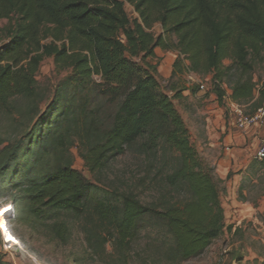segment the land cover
Here are the masks:
<instances>
[{
	"label": "trees",
	"instance_id": "16d2710c",
	"mask_svg": "<svg viewBox=\"0 0 264 264\" xmlns=\"http://www.w3.org/2000/svg\"><path fill=\"white\" fill-rule=\"evenodd\" d=\"M2 21L0 110L13 114L17 99L31 104L23 114L29 126L12 140L0 135V198H10L19 222L34 228L52 216L79 219L97 254L112 243L121 253L130 249L154 219L171 237L164 255L173 264L199 258L232 233L221 203L226 181L191 142L174 102L199 90L186 87V77L212 75L223 105L224 79L237 72L232 102L253 111L263 103L253 73L264 51V0H0ZM156 49L177 52L172 95L160 91ZM48 58L69 75L40 112L36 78ZM74 145L92 175L132 149L153 157L152 168L185 202L158 210L134 193L92 198L94 186L73 168ZM260 164L241 174L251 178ZM48 233L66 245L69 224L56 220Z\"/></svg>",
	"mask_w": 264,
	"mask_h": 264
},
{
	"label": "rangeland",
	"instance_id": "374dc122",
	"mask_svg": "<svg viewBox=\"0 0 264 264\" xmlns=\"http://www.w3.org/2000/svg\"><path fill=\"white\" fill-rule=\"evenodd\" d=\"M126 11L130 17H136L131 6L126 5ZM6 24V21H2L0 26L3 27ZM153 32L156 35L161 34V27L156 25ZM6 42L7 37L2 33L0 49ZM155 53L157 58L153 65L158 63L157 79L160 91L168 93L167 86L173 63L177 59V52L156 49ZM134 61L141 64L139 59ZM223 64L227 68L232 62L225 60ZM68 75L67 72L56 68L52 58L44 60L36 78L37 103L40 112L47 109L54 98L56 89ZM237 77L238 73L232 72L224 79L223 88L226 100ZM253 77L257 83L255 92L257 98L260 91H264V51L261 59L255 63ZM175 81L178 79L176 78ZM184 83L186 87H195L199 90L196 96L187 93L183 100L174 103L189 129L191 142L203 154L202 143L197 139L193 116L197 111L196 108L216 104L218 101L213 92L212 75H193L192 78L188 76L184 79ZM15 102L17 110L13 114L0 110V135L8 140H12L21 132L22 124L25 128L31 122L23 119V114L31 104L22 99H17ZM201 102L203 104H199ZM252 108L244 110L250 113L253 111ZM230 118H234L233 114ZM260 145L254 147L251 152V161L261 163L258 171L256 170L257 174L248 178L240 172L241 177L238 178L236 186L230 185V181H226L223 186L221 203L225 212V225L234 227L232 233L225 232V235L215 241L199 258L174 264H264V162L254 158ZM68 152L73 168L80 171L84 178L94 186L91 191V197L94 199L106 198L114 201L125 193H134L144 205L158 210H163L170 205L183 204L186 200L184 193L174 192L164 183L163 173H157V170L152 168L153 157L146 158L134 149L114 159L103 171L94 175L85 169L77 146L74 145ZM9 205L13 209L9 226L22 249L5 248L0 234V258L3 262L9 264H173L166 261L164 255L171 246V237L165 231L163 224L154 219H151L145 226L130 249H124L121 253L111 241L112 244L106 245L96 254L92 243L89 242L94 238L85 231L81 220L71 216L57 218H52V216L50 219L34 224L32 228L18 221V212L10 198H0V208ZM56 220L66 221L69 224L70 235L66 245L53 240L48 233V227ZM237 259H242V261Z\"/></svg>",
	"mask_w": 264,
	"mask_h": 264
},
{
	"label": "crops",
	"instance_id": "0c3cea01",
	"mask_svg": "<svg viewBox=\"0 0 264 264\" xmlns=\"http://www.w3.org/2000/svg\"><path fill=\"white\" fill-rule=\"evenodd\" d=\"M187 93L194 96L197 94L186 91L183 94L184 98ZM230 94L227 100L225 97L223 105L217 101L216 104L196 108L193 117L197 139L202 143L204 157L214 166L221 180L230 181V185L236 186L238 178L241 177L239 173L243 170L245 172L253 162L251 161L253 148L264 142V127L238 130L234 118H230L231 112L235 106L243 107L245 110L250 106L232 102Z\"/></svg>",
	"mask_w": 264,
	"mask_h": 264
},
{
	"label": "built area",
	"instance_id": "2783aa9c",
	"mask_svg": "<svg viewBox=\"0 0 264 264\" xmlns=\"http://www.w3.org/2000/svg\"><path fill=\"white\" fill-rule=\"evenodd\" d=\"M189 78H192V75L189 76ZM233 117H234V122H235V127L238 130H247L250 128L254 127H264V101L263 103L253 112L247 113L243 107L240 106H235L232 111ZM255 158L258 161H264V142L260 145V147L257 149L255 153ZM2 208H0V234L3 238V232L1 229V221L2 219L5 221L8 229L11 231L10 226H9V221L12 218L13 215V209H11L10 214H4L2 215ZM12 232V231H11ZM5 248H12L16 247L19 249H22V246L19 244H13L12 242H5Z\"/></svg>",
	"mask_w": 264,
	"mask_h": 264
},
{
	"label": "bare ground",
	"instance_id": "6f19581e",
	"mask_svg": "<svg viewBox=\"0 0 264 264\" xmlns=\"http://www.w3.org/2000/svg\"><path fill=\"white\" fill-rule=\"evenodd\" d=\"M6 207V206H5ZM5 207H3L2 209H1V211H2V215H6V214H8L9 212H4L3 211V209L5 208ZM10 211H11V209H10ZM4 215V216H5ZM1 229H2V232H3V240L5 241V242H9V243H13V244H19V241L17 240V238L13 235V233L8 229V227H7V225H6V223H5V221L2 219V221H1ZM5 229H6V231H5ZM8 237H11V239H9ZM20 245V244H19Z\"/></svg>",
	"mask_w": 264,
	"mask_h": 264
},
{
	"label": "snow or ice",
	"instance_id": "6c2138e0",
	"mask_svg": "<svg viewBox=\"0 0 264 264\" xmlns=\"http://www.w3.org/2000/svg\"><path fill=\"white\" fill-rule=\"evenodd\" d=\"M10 208H11V206L9 205V206H6L4 209H3V211L4 212H9V214H10ZM5 231H6V229H5ZM9 239H11V237H8Z\"/></svg>",
	"mask_w": 264,
	"mask_h": 264
}]
</instances>
